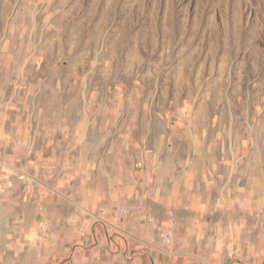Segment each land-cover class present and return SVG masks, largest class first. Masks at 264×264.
I'll use <instances>...</instances> for the list:
<instances>
[{"label": "rangeland", "instance_id": "1", "mask_svg": "<svg viewBox=\"0 0 264 264\" xmlns=\"http://www.w3.org/2000/svg\"><path fill=\"white\" fill-rule=\"evenodd\" d=\"M0 152V264H264V0H0Z\"/></svg>", "mask_w": 264, "mask_h": 264}, {"label": "crops", "instance_id": "2", "mask_svg": "<svg viewBox=\"0 0 264 264\" xmlns=\"http://www.w3.org/2000/svg\"><path fill=\"white\" fill-rule=\"evenodd\" d=\"M86 224H89V221H83V225ZM102 226L100 229L98 225H95L94 230L86 228L88 231L85 229V233L81 232V236L78 237L77 241L82 243L84 247L73 250L70 253L71 255L69 254L71 259L77 260L78 264H89L90 262L94 264H102V262L105 264H162L163 262L166 264H198L193 255H183L175 252L177 246L173 243H168L165 246L146 245L134 233H110L113 234L112 239L115 248H104L105 238L101 235ZM99 235H101L100 239L98 238ZM96 237L98 238V244ZM141 247L144 249L136 254V250ZM127 253L131 255L135 253L136 255L130 259Z\"/></svg>", "mask_w": 264, "mask_h": 264}]
</instances>
